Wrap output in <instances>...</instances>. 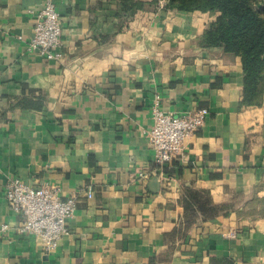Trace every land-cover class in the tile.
I'll return each instance as SVG.
<instances>
[{"label":"crops","instance_id":"crops-1","mask_svg":"<svg viewBox=\"0 0 264 264\" xmlns=\"http://www.w3.org/2000/svg\"><path fill=\"white\" fill-rule=\"evenodd\" d=\"M54 1L60 61L28 48L45 0H0V264H264V98L241 105V58L199 45L216 15L159 4L125 20L118 0ZM157 96L167 112L209 110L162 178ZM14 177L93 189L54 251L18 233Z\"/></svg>","mask_w":264,"mask_h":264},{"label":"built area","instance_id":"built-area-1","mask_svg":"<svg viewBox=\"0 0 264 264\" xmlns=\"http://www.w3.org/2000/svg\"><path fill=\"white\" fill-rule=\"evenodd\" d=\"M62 33V17L57 4L54 0H45L36 14L28 48L43 57L60 61L63 57ZM151 111L153 126L148 138L155 155V169L151 173L162 178L164 169L182 154L187 142L204 126L209 110L201 107L183 114L167 112L157 96ZM141 176L148 177L143 173ZM5 195L10 208L20 217L18 233L37 236L44 252L50 253L69 232L68 220L75 214L79 197H92L93 189L90 186L81 188L64 197L61 187L50 181L33 186L14 177L6 183Z\"/></svg>","mask_w":264,"mask_h":264},{"label":"trees","instance_id":"trees-1","mask_svg":"<svg viewBox=\"0 0 264 264\" xmlns=\"http://www.w3.org/2000/svg\"><path fill=\"white\" fill-rule=\"evenodd\" d=\"M162 0H118L117 14L127 20L139 10L158 6ZM165 9L216 15L198 43L202 47H221L239 56L243 66L241 105H260L264 98V0H166ZM200 205L207 198L188 200ZM204 208V206H203Z\"/></svg>","mask_w":264,"mask_h":264},{"label":"rangeland","instance_id":"rangeland-1","mask_svg":"<svg viewBox=\"0 0 264 264\" xmlns=\"http://www.w3.org/2000/svg\"><path fill=\"white\" fill-rule=\"evenodd\" d=\"M165 2H166V0H162V1H160V5H161V4H165Z\"/></svg>","mask_w":264,"mask_h":264}]
</instances>
